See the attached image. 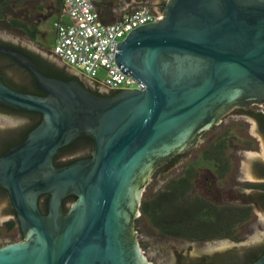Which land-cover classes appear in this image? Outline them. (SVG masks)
I'll return each instance as SVG.
<instances>
[{
  "label": "water",
  "instance_id": "95a60500",
  "mask_svg": "<svg viewBox=\"0 0 264 264\" xmlns=\"http://www.w3.org/2000/svg\"><path fill=\"white\" fill-rule=\"evenodd\" d=\"M164 8L159 22L117 44V68L144 86L117 101L95 95L79 78L41 73L17 48L0 45V55L27 66L48 94L23 93L0 78L1 102L44 116L0 160L3 184L31 229L28 241L0 248V264H152L133 228L146 179L175 155L184 158L224 108L264 99V0H169ZM83 134L95 142L92 158L54 169L59 150ZM39 169L43 179L22 182ZM48 191L54 197L45 217L37 199ZM72 192L78 199L65 215L62 202ZM251 264H264V254Z\"/></svg>",
  "mask_w": 264,
  "mask_h": 264
},
{
  "label": "flooded vegetation",
  "instance_id": "af4514ba",
  "mask_svg": "<svg viewBox=\"0 0 264 264\" xmlns=\"http://www.w3.org/2000/svg\"><path fill=\"white\" fill-rule=\"evenodd\" d=\"M156 5H159L158 7L161 12H164L165 4L160 6V4H153L150 0H147L145 7H149L152 11L157 12L153 9ZM30 22H32L33 25H37V31L33 39H31L23 29L16 32L23 35L25 39H29L33 42L37 48L42 49V47H48L45 45L46 43H43L45 42L43 41L44 33L39 29L42 23L41 14L32 18ZM0 45L17 48L19 52L28 56L34 62L36 67L35 69L41 73H43L42 69H44L42 66L43 62L51 66H55L56 64L50 56H46L36 50H33L22 43L2 41ZM50 50L53 53V48H50ZM0 67H4L8 74L7 77L10 84L17 90L38 96L40 98L48 96V94L40 88L34 79L33 73L27 66L19 65L9 56L0 55ZM67 71L71 76L70 79L79 78V81L85 88L103 99L116 101L125 99L134 95L137 90L135 87H121L116 90H111L83 75L78 73L77 75H74L70 73L68 68ZM219 115L215 123L211 124L208 128H205L206 126L202 127V129L196 133V136L202 134L206 136L209 133L207 131L212 129H223L227 132L221 134L222 136L227 135L231 137V141L232 139H237L242 140L243 142L241 144L227 143L225 145L212 143L204 144L203 148L196 152L192 159H190L191 156L189 157L192 150H190V146H188L185 153H183L186 154V158L178 170L177 176L186 173V175L188 174L190 176H194V180L203 179L209 183L210 188L212 186V182L219 185L230 184V187L226 191L228 195L226 200H229V197L230 200H236L238 199V196H240L241 198L250 197L251 202L244 205H240L239 202H222V195L215 197L213 200V198L207 195L204 197L201 196L195 190L193 195H198L203 199L210 200L216 205L229 204L236 206H250L251 210L248 219H250L254 214L257 218H260V215L264 216V154L258 152L260 151L261 146L255 142H258L259 138L264 139V99L258 98L254 100H240L224 108ZM43 118L44 116L42 113L21 110L18 107L6 105L4 102L0 101V160L8 155L10 151L28 140L33 130L42 123ZM237 124H239V127L240 125H244L246 132L241 133ZM251 125H254V128L251 129ZM83 135L92 139L89 135ZM241 136H246V138L242 139ZM92 141L93 143L91 144L87 140L82 141L83 144L81 148L76 150H65L63 153L59 150L58 154H56L53 159V168L62 169L73 165L78 161L91 159L95 149V142L93 139ZM179 161L169 165V169L176 167V164L179 163ZM160 171L161 170H159V174L161 173ZM43 172L44 171L41 169L33 171L23 177L22 182L25 184L29 183V181L38 182L45 177ZM5 174H7V170H5L0 163V248L15 243H24L30 239L28 236L31 233V229L29 228L30 226L23 222L18 210L15 207V203L12 199V193L3 184V175ZM144 187H146V185ZM208 193L212 195V192ZM53 197V191L38 193L37 205L40 212L45 217H49L51 214V202ZM77 199L78 195L75 192L68 194L64 198L61 209L65 215L70 212ZM139 209L141 210V205L139 206ZM256 225L257 223L255 226ZM176 240H182L186 244L189 242V246L197 243L199 245H205L206 247L204 248V252L201 256L189 255L184 257L181 254V259H189L188 261L191 260L190 262H193L192 264H197L198 262L200 264H213V261H215L214 256H217V253L214 251H217L224 246L223 248H232L230 250L231 254L235 253L237 255V253L234 252L236 249L233 248H236L240 244L244 243L245 239L244 237H241L240 240H233L230 238H209L205 241H189L184 239ZM222 240H225L223 241L224 244L222 243ZM255 249H257V251L255 252L254 258H258L264 254V244L256 247Z\"/></svg>",
  "mask_w": 264,
  "mask_h": 264
},
{
  "label": "trees",
  "instance_id": "16d2710c",
  "mask_svg": "<svg viewBox=\"0 0 264 264\" xmlns=\"http://www.w3.org/2000/svg\"><path fill=\"white\" fill-rule=\"evenodd\" d=\"M65 12L63 0H0V24H4L10 30L23 29L31 39L35 37L37 31V25L30 22L32 18L41 14L42 23L47 19L65 22ZM42 66L43 73L48 76L64 80L71 78L67 71L69 67L66 64L51 66L43 62ZM7 75L4 67H0L2 81L17 90L10 84ZM228 138L231 137L220 136L212 144L225 145L228 143ZM84 140L89 141L90 144L93 143L92 139L82 135L60 150L63 153L65 150L79 149ZM180 159L181 155L177 154L169 159L167 165H172ZM193 193L194 176L186 175V173L178 175L170 179L155 196L142 201V216L149 221L159 235L173 239L205 241L209 238H230L240 240L237 229L249 218L251 207L216 205ZM256 251L257 249L254 248L248 250L243 256L231 254L228 257H222L221 264H251L259 258H254Z\"/></svg>",
  "mask_w": 264,
  "mask_h": 264
},
{
  "label": "rangeland",
  "instance_id": "374dc122",
  "mask_svg": "<svg viewBox=\"0 0 264 264\" xmlns=\"http://www.w3.org/2000/svg\"><path fill=\"white\" fill-rule=\"evenodd\" d=\"M150 1L153 4H160V6H162L166 4L169 0H150ZM158 6L159 5L154 6L153 9H155L157 12H161ZM54 21H55L54 19H49L48 21L41 23L39 27V29L44 33L43 41L45 42L43 43L44 44L46 43L45 45H47L51 49L54 46V39L56 34L55 27L53 25ZM0 40L11 43H22L23 45L33 50H36L46 56H50V58L54 60V62L57 65L64 66V63L55 54L51 52L50 48L48 47H42V49L37 48L33 44V42H31L29 39H25L23 35L19 34L15 30H10L6 28L4 24H0ZM68 70L70 73L77 75V73L70 67L68 68ZM237 126L238 128H240L241 133L246 132L244 129L245 128L244 125H240L239 127V124H237ZM250 128L251 129L254 128V125H251ZM207 132L209 133L206 136L203 134V136L191 149L192 153L189 155V157L191 156L190 159L193 158L196 152H198L203 148L204 144L214 143L217 138L222 136L221 134L227 131L223 129L221 130L212 129ZM241 137L242 139L246 138V136L245 137L241 136ZM227 142L241 144L243 141L237 139H232L231 141L230 138H228ZM255 143L261 146L260 151L258 152L264 154L260 140ZM185 158L186 156L182 158L179 161V163L176 164L177 165L176 167L174 168L172 167L171 169H169L170 166L165 165L155 170L154 173L148 179H146L145 182L146 187L145 189H142V196L139 205H141L142 200L155 196L170 179L175 178L177 176L178 170L184 163ZM159 170H161L160 174H159ZM194 182H195L194 190L203 197L207 195L213 198L214 200L215 197H219L220 195H222L223 196L222 202L229 201L233 203H238L241 199H244L245 201H247L248 199L247 197L241 198L240 196H238V199L236 200H230V197L229 200H226V197H228L226 191L230 187V184L219 185L212 182V186L210 188L209 183L203 179H197L194 180ZM208 192H212V195L209 194ZM138 210H139V214L138 217L135 218V224L133 228L134 231H136V238H137L136 240L140 242V247L142 251L145 252V256L147 257L149 262H151L152 264H189L193 262H190L191 260L188 261L189 259H181L180 257L181 254L184 257H187L189 255L201 256L203 254L204 248H206L205 245H201V244L199 245L197 243H194L189 246V242L188 244H186L182 240H176L166 236L159 235L157 230L149 223V221L142 216L141 210L139 208ZM256 223L257 225L255 226ZM237 230H238V235L244 237L245 239L244 243L240 244L236 248H233L236 249L234 252H236L237 254L241 251L253 247H258L264 244V218H262L261 216L260 218H257L255 214L252 215L251 218L245 221L243 224H241ZM223 241L225 240H222V243ZM223 247L217 251H214L217 253V256L219 254L231 253L230 250L232 248H223ZM215 257L216 256H214V258Z\"/></svg>",
  "mask_w": 264,
  "mask_h": 264
},
{
  "label": "built area",
  "instance_id": "2783aa9c",
  "mask_svg": "<svg viewBox=\"0 0 264 264\" xmlns=\"http://www.w3.org/2000/svg\"><path fill=\"white\" fill-rule=\"evenodd\" d=\"M68 21H54L53 53L76 73L111 90L121 87L144 88L129 74H122L115 64L117 44L130 31L159 22L163 15L149 7H134L119 21L100 20L95 0H63ZM102 72V73H101Z\"/></svg>",
  "mask_w": 264,
  "mask_h": 264
},
{
  "label": "crops",
  "instance_id": "0c3cea01",
  "mask_svg": "<svg viewBox=\"0 0 264 264\" xmlns=\"http://www.w3.org/2000/svg\"><path fill=\"white\" fill-rule=\"evenodd\" d=\"M146 2L147 0H95V5L100 20L104 23H113L119 21L125 12L145 5ZM64 20L68 21L67 16Z\"/></svg>",
  "mask_w": 264,
  "mask_h": 264
}]
</instances>
